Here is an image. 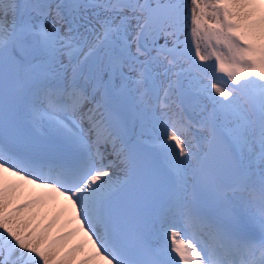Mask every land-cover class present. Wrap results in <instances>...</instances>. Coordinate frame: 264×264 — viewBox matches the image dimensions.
Here are the masks:
<instances>
[{
  "label": "snow or ice",
  "instance_id": "snow-or-ice-1",
  "mask_svg": "<svg viewBox=\"0 0 264 264\" xmlns=\"http://www.w3.org/2000/svg\"><path fill=\"white\" fill-rule=\"evenodd\" d=\"M0 264H264V0H0Z\"/></svg>",
  "mask_w": 264,
  "mask_h": 264
},
{
  "label": "bare ground",
  "instance_id": "bare-ground-1",
  "mask_svg": "<svg viewBox=\"0 0 264 264\" xmlns=\"http://www.w3.org/2000/svg\"><path fill=\"white\" fill-rule=\"evenodd\" d=\"M27 191L25 190V196L23 197V199H27L29 198L27 195ZM37 192H39L40 190L37 189ZM38 211L41 212V216H42V222L44 224L49 223L51 220H53L54 218H56V216L58 215V208H55L51 205H48L46 207H44L43 209H38ZM67 219V214L65 216L60 217L59 223L51 230L50 236L52 238L56 237L57 235H60V225L64 223V221ZM83 240V235L79 234L74 236L70 241H68L65 245H63V248L65 251H68L69 249H71L72 247H74L76 244L80 243Z\"/></svg>",
  "mask_w": 264,
  "mask_h": 264
}]
</instances>
